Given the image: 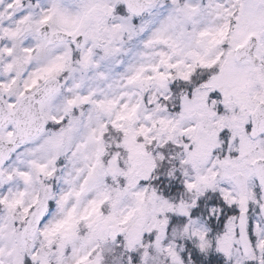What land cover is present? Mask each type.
<instances>
[{
  "label": "snow or ice",
  "instance_id": "1",
  "mask_svg": "<svg viewBox=\"0 0 264 264\" xmlns=\"http://www.w3.org/2000/svg\"><path fill=\"white\" fill-rule=\"evenodd\" d=\"M0 264H264V0H0Z\"/></svg>",
  "mask_w": 264,
  "mask_h": 264
}]
</instances>
